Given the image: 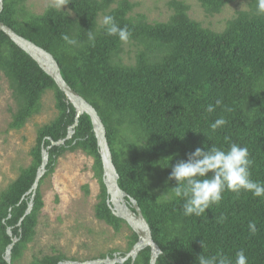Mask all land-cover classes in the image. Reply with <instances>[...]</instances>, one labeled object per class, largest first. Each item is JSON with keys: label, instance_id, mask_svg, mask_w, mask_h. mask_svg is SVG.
<instances>
[{"label": "trees", "instance_id": "1", "mask_svg": "<svg viewBox=\"0 0 264 264\" xmlns=\"http://www.w3.org/2000/svg\"><path fill=\"white\" fill-rule=\"evenodd\" d=\"M2 1L0 21L51 54L66 84L96 110L106 131L118 186L137 202L161 250L156 264H197L201 254L211 257L218 253L234 261L241 250L248 264H264V197L226 190L219 204L210 205L197 217L183 214V200L170 198V194L162 196L176 186L168 179L172 166L186 161L198 147L227 150L232 143L246 147L253 161L250 178L264 183V15L256 14V0H249L248 11L235 13L221 33L192 21L188 6L177 0L168 3L172 16L155 24L146 23L143 16L133 17L135 5L130 0H67L70 16L54 7L31 16L24 9L26 0ZM196 1L207 15L220 13L232 2ZM113 5L116 7L111 8ZM101 15L113 16L122 28L129 29L128 41L140 45L133 66L119 62L123 42L105 33L98 23ZM89 30L96 36L94 46L88 40ZM64 34L80 46L67 45ZM0 74L6 78L16 104L10 130L22 129L40 113L47 91L53 94L57 112L36 131L30 165L21 168L18 177L0 193V264H6L3 256L11 243L7 228L18 239L11 251V264H16L35 235L43 207L40 187L44 178L53 172L62 155L77 150L92 159L99 184L95 218L115 233L126 227L131 234L130 250L137 236L107 206L101 159L87 115L79 118L71 139L48 151L46 172L39 181L32 210L17 226L31 199L26 193L41 164V149L49 147L50 140L66 137L75 109L53 80L2 32ZM218 99L221 105L208 113L207 106H215ZM221 117L227 123L213 131L211 123ZM83 189L88 194L86 185ZM250 222L256 223L255 234H250ZM114 254L116 251H110L100 259ZM149 260L150 250L146 248L134 264H149ZM61 261V256H45L29 264Z\"/></svg>", "mask_w": 264, "mask_h": 264}, {"label": "rangeland", "instance_id": "2", "mask_svg": "<svg viewBox=\"0 0 264 264\" xmlns=\"http://www.w3.org/2000/svg\"><path fill=\"white\" fill-rule=\"evenodd\" d=\"M130 1L135 5L131 15L143 16L148 24L166 22L173 14L168 6L171 0ZM177 1L188 6L187 15L192 21L214 33H221L235 13L249 10V0H232L220 13L207 15L196 0ZM48 7H53L52 0L24 2L25 11L31 16L42 15ZM140 49L135 42H123L119 62L133 66ZM15 110L8 82L0 74V193L18 177L21 168L30 165V150L35 145L36 131L52 121L57 113L50 91L42 97L40 113L18 131L8 128ZM85 185L88 194L83 189ZM40 191L43 207L38 215L35 235L16 264H29L45 256H61L67 262L84 263L99 260L101 255L110 251H116V254L129 251L130 231L123 227L115 233L94 216L100 188L92 171V159L85 153L77 150L62 155L53 172L44 178Z\"/></svg>", "mask_w": 264, "mask_h": 264}, {"label": "clouds", "instance_id": "3", "mask_svg": "<svg viewBox=\"0 0 264 264\" xmlns=\"http://www.w3.org/2000/svg\"><path fill=\"white\" fill-rule=\"evenodd\" d=\"M67 5V0H52V6L61 11ZM65 14L70 16L72 12L67 11ZM256 14L264 15V0H256ZM99 24L107 35L118 37L121 42L126 43L130 39L129 29L122 28L111 15H103ZM62 39L74 48L80 46L76 39L66 34L62 35ZM95 39V34L89 30L88 40L93 46ZM221 103V100H216L215 106L209 104L206 111L214 112ZM226 123L227 121L221 117L211 123L210 127L215 131ZM252 164L248 149L235 143L230 144L227 150L216 146L206 149L198 147L188 155L186 161H180L172 166L168 179L175 181L176 186L167 190L162 196L170 194V198L183 200V214L197 217L205 214L210 205L219 204L226 190L237 194L241 191L250 192L254 198L264 197V183L253 181L250 178ZM159 199L160 197L157 201ZM223 219L221 217V220ZM248 229L250 234H255L256 223L250 222ZM201 245L204 247L202 242ZM197 264H248V258L242 250L236 253L234 261L219 253L211 257L201 254L197 258Z\"/></svg>", "mask_w": 264, "mask_h": 264}, {"label": "water", "instance_id": "4", "mask_svg": "<svg viewBox=\"0 0 264 264\" xmlns=\"http://www.w3.org/2000/svg\"><path fill=\"white\" fill-rule=\"evenodd\" d=\"M2 9L3 1L0 0V13ZM0 32L4 33L16 47L26 53L39 66V68L53 80L56 87L65 96L67 102L75 109L74 123L67 129L66 137L56 142L50 140V146L46 149H41V164L37 170L33 185L26 193V195H31V199L17 226H20L23 219L29 215L32 210L33 199L35 197L39 181L43 178L46 172V166L49 159L48 151L53 147L62 146L66 141L71 139L74 134V129L78 125L79 118L82 115H87L91 120L92 130L97 143L98 154L101 159L102 182L106 189L107 206L112 215L120 220H123L129 229L137 236V242L124 256L114 254L112 258L106 257L101 260L88 261L84 263L62 261L58 264H124L128 260L130 261V264H134L138 254L146 248H149L150 250L149 264H156L157 258L161 255V250L153 241L151 230L143 217L137 202L123 192L118 186L119 176L112 161L111 151L106 139V131L96 110L66 84L61 76L58 64L51 54L17 35L1 21ZM6 232L11 238V243L6 247L3 259L6 264H11V251L18 239L12 236L10 228H7Z\"/></svg>", "mask_w": 264, "mask_h": 264}, {"label": "flooded vegetation", "instance_id": "5", "mask_svg": "<svg viewBox=\"0 0 264 264\" xmlns=\"http://www.w3.org/2000/svg\"><path fill=\"white\" fill-rule=\"evenodd\" d=\"M100 260V259H99ZM62 262V261H61ZM64 262V261H63Z\"/></svg>", "mask_w": 264, "mask_h": 264}]
</instances>
